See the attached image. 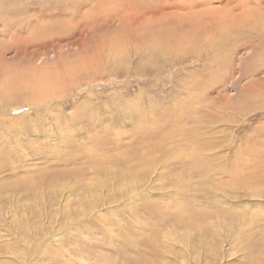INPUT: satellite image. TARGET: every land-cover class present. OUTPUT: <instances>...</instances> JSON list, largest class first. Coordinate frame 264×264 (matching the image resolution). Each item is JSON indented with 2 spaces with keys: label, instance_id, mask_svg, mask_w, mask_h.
I'll return each mask as SVG.
<instances>
[{
  "label": "rangeland",
  "instance_id": "rangeland-1",
  "mask_svg": "<svg viewBox=\"0 0 264 264\" xmlns=\"http://www.w3.org/2000/svg\"><path fill=\"white\" fill-rule=\"evenodd\" d=\"M0 57V264H264V0H0Z\"/></svg>",
  "mask_w": 264,
  "mask_h": 264
},
{
  "label": "bare ground",
  "instance_id": "bare-ground-1",
  "mask_svg": "<svg viewBox=\"0 0 264 264\" xmlns=\"http://www.w3.org/2000/svg\"><path fill=\"white\" fill-rule=\"evenodd\" d=\"M14 3V2H13ZM134 4H132V6L129 5L128 7V10H129V13L130 14H133L135 11L137 12V8L139 9V13L141 14L140 16H138V18H135V19H138L140 20L141 22H145L146 23H152V22H157V21H161L162 23H166L167 21V18L168 16H171V14H175L173 12H165L163 11V8L161 6H156L155 8L153 9H149V7H147L146 5L144 4H136L135 2H133ZM177 3V2H176ZM194 5V4H193ZM126 7L128 6V4L125 5ZM136 8V9H135ZM124 9V8H123ZM181 9V8H180ZM183 12V11H182ZM193 12V11H192ZM116 13V12H115ZM179 13V12H178ZM173 17L174 20H180V19H186L187 16H182L181 14H178ZM198 13V12H197ZM205 12L203 11H200L198 14L201 15V14H204ZM191 14V13H190ZM196 14V13H194ZM28 15V14H27ZM114 15V14H113ZM240 18V19H239ZM95 19V18H94ZM249 19V18H248ZM239 21H241V16L239 15L238 17H235L233 19L230 20V22H228L227 24H223V29L221 31V34H220V37L222 39H225L227 41H235V40H241L243 39L245 36L244 34L246 35L247 33L245 32V26L243 27V25H241L239 23ZM250 21V20H249ZM42 23V22H41ZM250 26V25H249ZM254 28V27H253ZM258 36V35H257ZM257 36L255 38H257ZM259 38V37H258ZM249 39V38H248ZM251 39V38H250ZM242 43V42H241ZM252 44V43H251ZM254 44V43H253ZM43 45V44H42ZM241 45V44H240ZM257 44L255 43V46H251L253 49H254V52L256 53V51L259 49L258 48V45L256 46ZM45 46V45H44ZM43 47V46H42ZM40 48V47H39ZM45 48V47H44ZM3 53V52H1ZM154 56H156V52L153 53ZM1 58V57H0ZM1 60V59H0ZM3 61V60H2ZM2 61H0V63L2 64ZM0 64V67L2 69V66ZM243 72L246 71V67L243 68L242 70ZM20 91V90H19ZM32 95H31V103L29 105H31V108L33 109H38L36 108L35 106L38 105L39 103L41 104L40 102V99H39V94H38V91L35 90V89H32L30 90ZM5 92V91H4ZM7 92V90H6ZM44 92V91H43ZM47 92V91H46ZM3 93V92H2ZM5 94V93H4ZM10 94V93H9ZM1 98V97H0ZM41 98V97H40ZM4 100L0 99V109H3V108H7L8 106H6V104L3 102ZM6 101V100H5ZM33 101V102H32ZM43 102V101H42ZM39 104V105H40ZM9 105V104H7ZM33 105V106H32ZM45 105V104H44ZM10 106V105H9ZM43 109V108H42ZM15 117V116H13Z\"/></svg>",
  "mask_w": 264,
  "mask_h": 264
}]
</instances>
